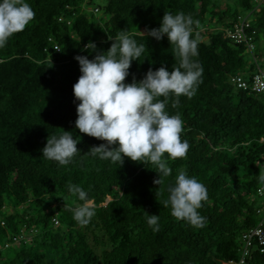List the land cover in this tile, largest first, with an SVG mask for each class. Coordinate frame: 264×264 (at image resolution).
I'll return each mask as SVG.
<instances>
[{
  "label": "trees",
  "instance_id": "16d2710c",
  "mask_svg": "<svg viewBox=\"0 0 264 264\" xmlns=\"http://www.w3.org/2000/svg\"><path fill=\"white\" fill-rule=\"evenodd\" d=\"M221 1L27 0L34 19L0 48V264L239 261L244 237L264 222L257 195L263 184L258 175H264V92L238 88L232 77L240 72L250 83L264 70L257 58L264 60V4L227 0L222 8ZM164 13L193 19L192 38L198 40L193 60L203 73L192 98L181 96L175 107L174 97L167 101L168 113L181 116V139L190 147L186 157L169 161L171 174L158 185L151 164L125 157L120 166L87 153L105 141L75 128L79 101L73 85L81 75L74 58L106 51L114 42L109 36L122 29L145 49L132 61L126 83L133 76L142 79L150 68L179 67L166 36L156 41L141 33L158 28ZM245 18L257 54L226 35ZM89 42L96 51L85 49ZM64 130L80 140L81 152L59 166L41 150L48 136ZM179 170L207 187L208 199L199 209L203 227L177 221L164 205ZM70 184L84 188L95 207L85 227L72 218L70 209L80 202ZM148 214L159 215V231L148 227ZM252 244L245 264H264L256 239Z\"/></svg>",
  "mask_w": 264,
  "mask_h": 264
},
{
  "label": "clouds",
  "instance_id": "9594fccd",
  "mask_svg": "<svg viewBox=\"0 0 264 264\" xmlns=\"http://www.w3.org/2000/svg\"><path fill=\"white\" fill-rule=\"evenodd\" d=\"M34 17L35 12L27 0H0V48L5 47L14 34L23 31ZM193 23L191 16L184 13H164L158 28L140 31L156 41L166 36L180 62L179 67L171 71L164 66L156 70L150 68L140 80L133 76L131 83L125 82L131 63L139 61L145 49L127 29H122L115 37L109 36L114 40L110 48L94 58L85 55L74 58L81 73L73 85L74 98L79 101L75 128L105 141L89 149L87 153L91 157L120 166L125 157L151 164V169L159 174V179L154 180L158 185L171 174L169 161L186 157L190 145L181 139L183 121L179 114L170 115L166 105L170 97L175 98L173 107L179 104L181 96L192 98L201 82L203 68L193 60L198 55V40L192 38ZM85 49L93 52L97 45L89 42ZM79 142L70 131L53 134L48 136L42 156L59 166H67L80 154ZM258 179L264 183V175H258ZM68 187L80 202L70 209L72 218L85 227L95 216V207L84 188L75 184ZM207 199V187L185 170H179L168 188L164 205L170 207L177 221L200 228L206 218L199 209ZM146 223L153 232L159 231V215L148 214Z\"/></svg>",
  "mask_w": 264,
  "mask_h": 264
},
{
  "label": "built area",
  "instance_id": "2783aa9c",
  "mask_svg": "<svg viewBox=\"0 0 264 264\" xmlns=\"http://www.w3.org/2000/svg\"><path fill=\"white\" fill-rule=\"evenodd\" d=\"M260 4H264V0H257ZM251 31V22L249 19L245 18L239 24L234 25V27L227 29V37L235 41L236 43H244L248 45L249 50H253L254 43L252 42L253 37L249 32ZM232 81L238 88L251 89L256 92H264V70L259 69L252 77L250 83H247L243 77V74L238 72L232 77ZM257 195L263 200V208L259 209V213L264 214V183L257 188ZM248 238L246 245L240 253L239 261H224L222 264H245L246 257L251 256L252 239H256L258 249L260 252H264V222H261L259 226L253 229L250 234L245 236Z\"/></svg>",
  "mask_w": 264,
  "mask_h": 264
},
{
  "label": "rangeland",
  "instance_id": "374dc122",
  "mask_svg": "<svg viewBox=\"0 0 264 264\" xmlns=\"http://www.w3.org/2000/svg\"><path fill=\"white\" fill-rule=\"evenodd\" d=\"M226 1H227V0H222V1L220 2V5H221L222 8H223V6L225 5V2H226ZM229 1L231 2L232 0H229ZM229 1H227V2H229ZM227 2H226V3H227ZM99 4H102V3L99 2ZM225 6H226V5H225ZM92 9H93V7H89V10H90V11H93ZM90 15H92V14L90 13ZM95 16H96V17H101V16L98 15V13L95 14ZM257 46H259V45L257 44ZM253 50L255 51V54H257V49H256V46H255V43H254ZM250 58H252L251 53H250ZM257 58H258V60H261V63H262L263 69H264V60H262L263 57L258 56ZM260 58H261V59H260ZM10 250H11V249H10ZM6 252H7V251H6Z\"/></svg>",
  "mask_w": 264,
  "mask_h": 264
}]
</instances>
